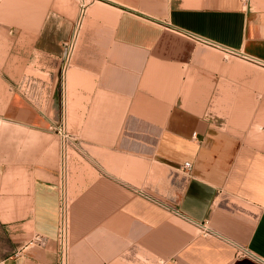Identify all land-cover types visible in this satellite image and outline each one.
I'll list each match as a JSON object with an SVG mask.
<instances>
[{
  "label": "crops",
  "instance_id": "1",
  "mask_svg": "<svg viewBox=\"0 0 264 264\" xmlns=\"http://www.w3.org/2000/svg\"><path fill=\"white\" fill-rule=\"evenodd\" d=\"M88 1L0 0V264H61L60 119L64 264H264V0Z\"/></svg>",
  "mask_w": 264,
  "mask_h": 264
},
{
  "label": "built area",
  "instance_id": "2",
  "mask_svg": "<svg viewBox=\"0 0 264 264\" xmlns=\"http://www.w3.org/2000/svg\"><path fill=\"white\" fill-rule=\"evenodd\" d=\"M247 1V0H243ZM86 8V3L84 0L81 2V12L80 15L84 13V10ZM81 15V16H82ZM190 38L196 42V43H202L207 46H212V47H218L214 43L203 39L201 37L195 36V35H190ZM75 42H76V33L68 40L63 43V58H62V65L60 68V76H61V81H60V86L63 90V87H65L66 84V74L68 69L70 68L72 64V59H73V54H74V49H75ZM38 85L37 79L33 77H26L23 82H22V87H23V92L27 97L32 98L33 97V92L36 89ZM44 88L45 85H42ZM52 129H54L58 136L60 137V143H61V154H62V159L63 162L61 164V169H60V177H61V204H60V221H59V226H58V235H57V242L59 246V252H60V257H61V264H64L68 250H69V231H70V213H69V200L66 197V176H67V160H68V148L72 141H75L74 136L72 135L71 132L68 131V128L64 122L63 119H60L56 122L53 123ZM186 168H190V164L186 163L185 164Z\"/></svg>",
  "mask_w": 264,
  "mask_h": 264
},
{
  "label": "rangeland",
  "instance_id": "3",
  "mask_svg": "<svg viewBox=\"0 0 264 264\" xmlns=\"http://www.w3.org/2000/svg\"><path fill=\"white\" fill-rule=\"evenodd\" d=\"M88 0H85V3H86V6L88 4ZM81 12V11H80ZM82 15V14H81ZM80 15V16H81ZM77 21V20H76ZM1 33V32H0ZM75 33V32H74ZM74 35V34H73ZM61 72V71H60ZM60 72H59V75L57 76V78H55V81L53 82L52 79H49V78H46L47 81H49L50 83H54L56 85H58V87L60 88V81H61V76H60ZM30 73L31 72H25L26 76H30ZM52 80V81H51ZM54 133H56L57 137H58V141H59V150H60V169H61V164L63 162V159H62V154H61V143H60V137L58 136L57 132L54 130V129H51ZM68 131L71 132V130L68 128ZM74 149L76 150L77 149V142L75 141H72V143L70 144L69 148H68V160H67V167L72 165L73 164V160L74 158H77V154L75 153ZM69 164V165H68ZM69 169H67L68 171ZM70 177V176H69ZM67 178H68V173H67V176H66V183H67ZM69 180V179H68ZM62 183V181H61ZM66 197L69 198V194L67 193L66 191ZM69 213L71 214V205H69ZM71 216V215H70ZM69 241H71V229L69 231ZM69 248H70V242H69Z\"/></svg>",
  "mask_w": 264,
  "mask_h": 264
},
{
  "label": "bare ground",
  "instance_id": "4",
  "mask_svg": "<svg viewBox=\"0 0 264 264\" xmlns=\"http://www.w3.org/2000/svg\"><path fill=\"white\" fill-rule=\"evenodd\" d=\"M84 2H85V0H84ZM71 215V214H70ZM70 222H71V216H70ZM70 229H71V223H70Z\"/></svg>",
  "mask_w": 264,
  "mask_h": 264
}]
</instances>
